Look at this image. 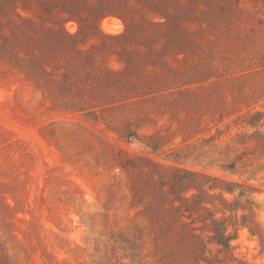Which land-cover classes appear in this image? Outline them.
<instances>
[{
	"label": "rangeland",
	"instance_id": "374dc122",
	"mask_svg": "<svg viewBox=\"0 0 264 264\" xmlns=\"http://www.w3.org/2000/svg\"><path fill=\"white\" fill-rule=\"evenodd\" d=\"M0 264H264V0H0Z\"/></svg>",
	"mask_w": 264,
	"mask_h": 264
},
{
	"label": "trees",
	"instance_id": "16d2710c",
	"mask_svg": "<svg viewBox=\"0 0 264 264\" xmlns=\"http://www.w3.org/2000/svg\"><path fill=\"white\" fill-rule=\"evenodd\" d=\"M214 231H215V238L217 239V241L220 244H223V245L227 246V242L229 240V237L227 235H225V234L217 232L216 227L214 228Z\"/></svg>",
	"mask_w": 264,
	"mask_h": 264
}]
</instances>
